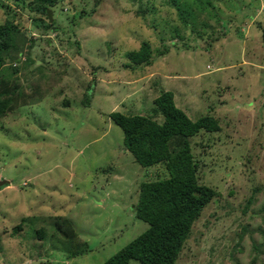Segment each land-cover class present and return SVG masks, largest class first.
Returning <instances> with one entry per match:
<instances>
[{
	"label": "rangeland",
	"instance_id": "rangeland-1",
	"mask_svg": "<svg viewBox=\"0 0 264 264\" xmlns=\"http://www.w3.org/2000/svg\"><path fill=\"white\" fill-rule=\"evenodd\" d=\"M179 1L62 0L55 32L27 27L20 61L6 64H17L24 90L39 79L46 90L0 118V264H102L148 228L133 215L138 187L167 171L145 176L108 115H149L163 90L190 119L221 126L192 142L199 178L218 196L176 264H264V0ZM1 2L0 24L20 9ZM178 7L195 16L190 26ZM143 42L152 64L129 68L127 54ZM56 217L89 252L69 258L80 245L60 238Z\"/></svg>",
	"mask_w": 264,
	"mask_h": 264
},
{
	"label": "trees",
	"instance_id": "trees-1",
	"mask_svg": "<svg viewBox=\"0 0 264 264\" xmlns=\"http://www.w3.org/2000/svg\"><path fill=\"white\" fill-rule=\"evenodd\" d=\"M1 1L5 0H0L2 7ZM12 1L20 9L12 10L11 15L0 24V118L14 110L35 104L45 96L43 90L46 87H40L44 83L43 79H39L26 91L17 77L20 70L17 64L8 67L6 63L7 60L20 61L19 53L26 41L25 34L29 25L33 24L41 29L45 36L55 32V20H49L47 10L53 11L62 0ZM171 5L180 7L182 3L171 0ZM179 7L180 22L186 27L190 26L195 16L188 12L183 14L184 11ZM6 8L11 11L10 5ZM79 15L75 17L78 18ZM261 32L264 42V28ZM46 39L50 44L51 40ZM171 46L174 47L175 43L172 42ZM168 51L169 48H165L157 55L162 57ZM127 57L132 62L127 65L129 68L147 66L153 62V53L147 42H143L138 51L128 53ZM153 103L154 108L149 115L123 114L117 111L108 115L121 129L125 150L135 163L145 169V176L147 169L157 165H163L168 176L152 181L144 180L139 184L133 215L135 219L145 222L148 228L102 264H129L131 261L140 264H176L192 234L194 224L203 210L218 196L214 188L204 184L199 178L198 173L202 168L200 164L203 161L196 158L192 145L195 137L201 133L220 132L218 120L209 115L190 119L184 110L176 106L171 91H161ZM157 115L161 116V122L154 119ZM6 183L0 182V190L7 187ZM54 224V230L60 233V238L80 245L78 250L69 254V258L79 257L90 251L88 243L80 242L68 218L56 217ZM43 233V229H40L38 236L43 237ZM261 247L264 248V244Z\"/></svg>",
	"mask_w": 264,
	"mask_h": 264
},
{
	"label": "water",
	"instance_id": "water-1",
	"mask_svg": "<svg viewBox=\"0 0 264 264\" xmlns=\"http://www.w3.org/2000/svg\"><path fill=\"white\" fill-rule=\"evenodd\" d=\"M47 13H48V17H49V20L52 21V14H51V11L50 10H47ZM8 183V182H7ZM6 183V184H7ZM8 186V184H7Z\"/></svg>",
	"mask_w": 264,
	"mask_h": 264
},
{
	"label": "clouds",
	"instance_id": "clouds-1",
	"mask_svg": "<svg viewBox=\"0 0 264 264\" xmlns=\"http://www.w3.org/2000/svg\"><path fill=\"white\" fill-rule=\"evenodd\" d=\"M48 10H50V9H48ZM51 11V14H52V10H50Z\"/></svg>",
	"mask_w": 264,
	"mask_h": 264
}]
</instances>
